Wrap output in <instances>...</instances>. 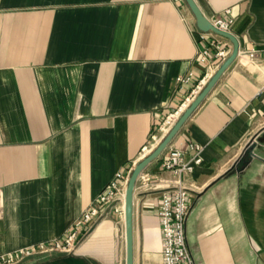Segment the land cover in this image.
<instances>
[{"label":"crops","instance_id":"1","mask_svg":"<svg viewBox=\"0 0 264 264\" xmlns=\"http://www.w3.org/2000/svg\"><path fill=\"white\" fill-rule=\"evenodd\" d=\"M195 2L210 21L230 9L239 54L139 176L134 264H162L160 199L177 185L197 264H264V144L246 153L264 130V0ZM215 34L185 0H0V254L63 239L116 173L131 174ZM194 144L192 172L161 169L170 148L193 164ZM17 264H126L125 217L108 210L72 253Z\"/></svg>","mask_w":264,"mask_h":264},{"label":"built area","instance_id":"2","mask_svg":"<svg viewBox=\"0 0 264 264\" xmlns=\"http://www.w3.org/2000/svg\"><path fill=\"white\" fill-rule=\"evenodd\" d=\"M230 13V9H225L220 16L211 21L212 25L220 31L231 33L234 20ZM209 32L213 35L212 31ZM204 35H207V33L203 34L202 39L205 38ZM228 43L229 39L215 34L214 40L208 41L198 55L200 62L206 65L203 75L195 80L194 73L189 72L177 78L179 89L188 91L187 86H190V91L185 101L175 111L169 113L160 124L158 130L164 134V137L193 99L205 87L220 65L228 58L230 55V50L227 48ZM249 56L255 58L256 52H250ZM151 138L153 141L157 140L156 135ZM191 148L196 151L193 164L184 161L183 151L170 148L161 161V169L176 173L192 172L194 165H199L202 161L200 156L202 147L194 144ZM152 150L147 145L144 147L143 152L146 155ZM129 177L130 174L116 173L115 178L105 186L96 200L73 222L70 231L63 239H54L17 251L1 253L0 264H17L33 255L53 252L72 253L79 239L89 234L96 221L102 218L108 210H113L120 216H124L125 191ZM190 210L188 190L184 186L177 185L162 191L158 213L162 264H197L189 248L186 234V224Z\"/></svg>","mask_w":264,"mask_h":264},{"label":"water","instance_id":"3","mask_svg":"<svg viewBox=\"0 0 264 264\" xmlns=\"http://www.w3.org/2000/svg\"><path fill=\"white\" fill-rule=\"evenodd\" d=\"M189 5L192 13L196 18L197 26L203 32L212 31L224 38L229 39L233 44V49L228 58L220 65L212 78L208 81L205 87L199 92V94L193 99L189 106L185 109L183 114L179 117L174 126L170 129L167 135L161 140V142L139 163L134 165L125 191V205H124V217H125V231H126V264H134V245H133V201H134V191L136 187L137 180L143 170L155 161L170 145L173 138L179 132L181 127L193 114V112L198 108L201 102L209 94L212 88L219 81L224 72L231 66V64L236 60L239 54V42L237 38L228 32H223L216 29L211 21L203 14L195 0H185ZM264 144V130L258 133L253 142L249 145L246 153L250 156V160L255 157L254 150L257 145ZM250 163L247 161L242 169Z\"/></svg>","mask_w":264,"mask_h":264},{"label":"trees","instance_id":"4","mask_svg":"<svg viewBox=\"0 0 264 264\" xmlns=\"http://www.w3.org/2000/svg\"><path fill=\"white\" fill-rule=\"evenodd\" d=\"M245 156H246V153L244 154L243 158H244ZM234 168H235V167H233V168H231L229 171H227V172L225 173L224 176H227V175L231 174V173L233 172Z\"/></svg>","mask_w":264,"mask_h":264}]
</instances>
